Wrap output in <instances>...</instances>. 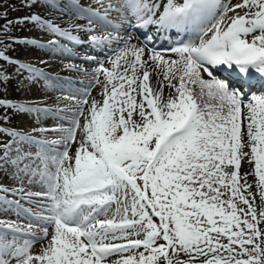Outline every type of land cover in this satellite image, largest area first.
<instances>
[{
	"label": "snow or ice",
	"instance_id": "1",
	"mask_svg": "<svg viewBox=\"0 0 264 264\" xmlns=\"http://www.w3.org/2000/svg\"><path fill=\"white\" fill-rule=\"evenodd\" d=\"M23 6L62 10L88 24L63 27L39 11L14 19L0 13V37H7L0 38V172L19 181L0 184V204L32 218L0 220V264H264V0ZM100 22L112 31L96 34ZM24 24L53 39L10 35ZM125 25L190 31L195 39L157 51L151 36L144 46L122 37ZM81 32L87 39L74 34ZM61 39L107 46L112 58L109 66L96 61L100 98L64 97L76 104L70 118L62 110L67 126L33 128L60 134L38 140L9 126L52 110L9 98L8 86L51 78L8 53L14 44L67 51ZM33 184L41 190L31 191ZM34 198L42 201L37 212L22 207Z\"/></svg>",
	"mask_w": 264,
	"mask_h": 264
},
{
	"label": "bare ground",
	"instance_id": "2",
	"mask_svg": "<svg viewBox=\"0 0 264 264\" xmlns=\"http://www.w3.org/2000/svg\"><path fill=\"white\" fill-rule=\"evenodd\" d=\"M83 1L85 0H80V2H83ZM89 2L92 3L93 0H89ZM39 12L42 15L51 17L52 19L56 21V23L60 24L63 27H68L70 25H76V24L87 26L88 24L87 19H83V18H79L76 16H71V15H64L62 10L61 11H55V10L51 11L50 10V11H45V12L43 11H39ZM110 18H112L113 23L117 22L118 18L115 12L110 13ZM26 25H27L26 29L28 30V32L37 33V35L38 36L40 35L41 38L48 39L50 37L49 35H44L41 32H39L37 29H34L31 25L29 24H26ZM96 25L99 27V28L96 27V34L98 35L112 31L111 25L105 26L103 22L97 23ZM151 28L154 29L155 27H151ZM122 31H120V35L122 37L127 38L128 36H131L132 37L131 42L133 44L144 46L145 45L144 43L145 32L149 31V29L147 30V28H141V29L133 31V29L128 28L125 25ZM155 31L156 32H154L153 37L158 42V44L159 45L166 44L168 42L167 40L163 39L162 37L158 38L161 32H157L156 28H155ZM169 32L173 33L174 30H169ZM74 34H78L81 36L82 39H84L83 38L85 36L84 33L81 32V33H74ZM113 35H115V32H113ZM184 36H186L188 40L195 39L194 34H192L191 32H186V34L183 33L179 36V38H176V39L173 38V39L176 42H178V41L183 40ZM122 45H123V41H121V46ZM27 47H30V45ZM116 47L117 45L115 43L111 45L112 49H115ZM70 48L73 49L74 52H83V51H86L87 49L92 51L93 47L88 44L80 46V45H75V44L70 43ZM94 49H95L94 51H99V53L101 52L102 54L105 51V48L103 49L94 48ZM32 50L34 52L28 55L26 53V47H21L19 50H17V57L21 61L30 62L33 65L40 67L44 71V73L51 79H47V80L41 79L39 83L34 84V85H28L27 83L18 85L16 81H13L8 87V96H10L12 99L23 102L22 96L25 95L28 100L27 104H29L30 102H33L35 105L32 104V106L34 107H41V108L46 107L52 110L51 111L52 114L65 115L64 111H62L65 108L68 109L69 113L74 112L76 109L75 101L64 99V97H66L65 95H68V96L74 95L79 98H82L81 94L84 92H88V94L91 97H96L98 99L100 98L101 90L98 86L95 85L94 76H93L94 70L98 67L96 63L97 58L96 60H89L90 62L82 61L80 58H75V56H73V54L71 55V53H69L68 51H63L58 46L49 47L45 49H36L32 47ZM164 54L166 58L169 56H171L172 58H176L175 53L165 52ZM88 56H92V55L88 54ZM110 58H112V52L110 53V56L108 57V59L106 58V60L103 62L105 66H109ZM40 61H45V63H40ZM68 65H75L76 67L69 68L67 67ZM83 65L86 67L83 68L82 67ZM90 65H92V68L90 67ZM78 69H83V70H78ZM64 74H68L65 79H63ZM75 77H80L81 81L84 82V85L86 87H89V89L87 90L80 89L81 92H79V90L73 86L68 87L67 86L68 83L72 85V81L76 80ZM39 84H41L40 87L37 86ZM48 87H51L52 89H49ZM25 117L28 120L27 119L25 120ZM40 117L43 119L40 123H37V122L33 123L34 125L26 128V130L29 131L28 134L32 136H37V138L41 136L42 138H46L47 140L58 139L60 134L54 131H46V132H33L32 131L33 128H44V129L56 128L55 127L56 125H54L53 121L50 118H47L46 116L44 118L43 114H41ZM69 118H70V115H69ZM27 122L28 124L30 123L29 117L25 115V116H20L14 119L12 123L15 126H17L19 124L27 123ZM25 149L33 153L39 151L36 145L34 148H31V145H26ZM6 177L10 178L11 180L10 185L13 187H16L17 184L19 183V181L15 179L11 171L6 170L3 172H0V180H4ZM30 190L40 191L41 186L39 184H33L31 185ZM10 197H11V200L14 199V197L12 196ZM38 200L39 201L37 202L40 204L41 200L40 199ZM21 202H23L25 205L33 206V202L25 203L23 200ZM18 210L19 209L15 205H8V207H6L5 204H0V220H3V221L17 220L18 222H21V223H28L31 221L32 218L26 215L25 213L19 214V215L15 214L16 211Z\"/></svg>",
	"mask_w": 264,
	"mask_h": 264
},
{
	"label": "rangeland",
	"instance_id": "3",
	"mask_svg": "<svg viewBox=\"0 0 264 264\" xmlns=\"http://www.w3.org/2000/svg\"><path fill=\"white\" fill-rule=\"evenodd\" d=\"M57 2L58 3H62L63 2V0H57ZM94 2H95V0H93V2L91 3V2H89V0H85V1H83V2H80L81 4H84V6H89V5H94ZM237 2V0H232V3H236ZM13 3H15L16 5H14V7H15V9L16 10H12V8H13V6H12V4ZM87 3V4H86ZM4 11H7L8 12V18L9 19H14V18H17V17H23V16H26V15H28V14H30L31 12H37V11H43V12H45V11H50V10H48V9H45L44 7H40V8H36V9H28V8H26V7H24L23 6V0H0V13H2V12H4ZM51 11H53V10H51ZM111 20H112V18H110ZM114 21V20H113ZM0 23H3V21L2 20H0ZM26 24H24V25H14L13 26V29H12V34L13 35H15V37H17V38H19L20 40H23V39H29V40H31V39H39L41 42H44V43H47L49 40H51V39H53V37H49L48 39L47 38H41L40 37V35L38 36L37 35V33H30V32H28V30L26 29ZM95 27H97V28H99L97 25L95 26ZM122 31V30H121ZM134 31V30H133ZM123 32V31H122ZM39 37V38H38ZM0 38H3V39H5V40H7V37H0ZM84 39H87V37L86 36H84L83 37ZM66 42V43H65ZM64 42V40L63 39H61L60 40V45H65V44H67V51L69 52V53H71V55L73 54V56H75V58H80L82 61H87V62H90L88 59H87V57L86 56H88V54L89 55H92L93 57H95V59L94 60H96V58L98 57L99 59H100V61H104V59H106L107 58V56L109 55L108 54V51H109V48L106 46V51H107V53L106 54H102L101 52L99 53V51H94V50H89V49H87L86 51H83V52H74L73 51V49H71L70 48V43H68L67 41H65ZM27 46H29V45H24V44H14V45H12V48L14 49V51H10L8 54L10 55V56H12L13 58H18L17 57V50H19L21 47H26V53L28 54V55H30L32 52H34L33 50H32V46L30 45V47H27ZM59 47V46H58ZM59 48H61V47H59ZM62 49V48H61ZM70 50V51H69ZM95 52V53H94ZM79 53V54H78ZM83 68H85L86 66H82ZM90 67L92 68V65H90ZM10 71H12V69L10 68L9 69ZM48 74V73H47ZM67 75L68 74H64V76H63V79H65L66 77H67ZM75 79L76 80H74V81H72V85H70V83H68V87H75V88H77L78 90H79V92H81L80 91V89H85V90H87V89H89V87H86L85 85H84V82H82L81 81V78L80 77H75ZM86 82H88V81H86ZM38 87H40L41 86V84H39V85H37ZM9 87V86H8ZM49 89H52L51 87H48ZM77 89H75V90H77ZM24 93V92H23ZM7 95H8V93H7ZM65 96H68V95H65ZM69 96H74V95H69ZM9 98H11L10 96H8ZM12 99V98H11ZM22 99H23V102L24 103H28V100H27V98H26V96L25 95H23L22 96ZM29 104H33V105H35L33 102H30ZM69 115H70V113H69ZM28 117H29V121H30V123L28 124V122L27 123H22V124H19V125H17V126H15L13 123L9 126V127H15V128H17V129H20L21 131H23V132H26V133H29V131H27L26 130V128L27 127H29V126H32V125H34L33 123H40L43 119L39 116V118H37V116H36V114H29V115H27ZM45 116L47 117V118H50L52 121H53V123H54V125H56L55 127H57V126H59V125H61V124H63L65 127L67 126V121L66 120H64V119H62V117L64 116V115H58V114H52L51 112L48 114V115H44L43 114V117L45 118ZM27 118L25 117V120H26ZM37 119V120H36ZM28 120V119H27ZM53 125V126H54ZM35 138H37V136H34ZM38 140L40 139H42V140H47L46 138H42L41 136H39L38 138H37ZM35 147V145H31V148H34ZM25 148H26V145H25ZM57 148L59 149V150H62V146H57ZM244 171H248L249 170V166L248 165H245L244 166V169H243ZM0 184H2V185H4V186H6V187H12V188H14L13 186H11L10 184H11V180H10V178H8V177H6L4 180H0ZM0 195H4L3 193H0ZM9 200H11V197L10 196H8L7 197ZM37 201H39L38 200V198H34L33 200H32V202H33V206H29V205H25L23 202H21V205H22V207L23 208H29V209H31L33 212H37L38 211V205H39V203L37 202ZM40 203H42V201H40ZM5 206L6 207H8V205H6L5 204ZM23 214L24 212L23 211H20V209L18 210V211H16V213L15 214ZM50 231H51V227H50V229H49ZM45 243H46V241H45ZM40 247H42V244L41 243H36V244H34V248H33V250L34 251H38L39 250V248Z\"/></svg>",
	"mask_w": 264,
	"mask_h": 264
},
{
	"label": "trees",
	"instance_id": "4",
	"mask_svg": "<svg viewBox=\"0 0 264 264\" xmlns=\"http://www.w3.org/2000/svg\"><path fill=\"white\" fill-rule=\"evenodd\" d=\"M16 5L15 3L12 4V6ZM10 35H13L12 33H10ZM14 36V35H13Z\"/></svg>",
	"mask_w": 264,
	"mask_h": 264
}]
</instances>
